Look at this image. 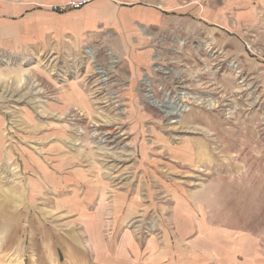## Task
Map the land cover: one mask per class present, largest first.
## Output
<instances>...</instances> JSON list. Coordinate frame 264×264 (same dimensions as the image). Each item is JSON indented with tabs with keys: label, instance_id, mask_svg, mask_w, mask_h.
Here are the masks:
<instances>
[{
	"label": "rangeland",
	"instance_id": "1",
	"mask_svg": "<svg viewBox=\"0 0 264 264\" xmlns=\"http://www.w3.org/2000/svg\"><path fill=\"white\" fill-rule=\"evenodd\" d=\"M74 1L1 0L0 260L49 261L48 232L65 264L77 245L95 264L98 236L102 264H264L255 1L182 0L164 33L128 31V11L84 35L54 12Z\"/></svg>",
	"mask_w": 264,
	"mask_h": 264
},
{
	"label": "crops",
	"instance_id": "2",
	"mask_svg": "<svg viewBox=\"0 0 264 264\" xmlns=\"http://www.w3.org/2000/svg\"><path fill=\"white\" fill-rule=\"evenodd\" d=\"M61 1L65 2L68 0H61ZM75 1H82V0H75ZM138 1L139 0H92L89 3H87L85 6L80 8L69 7V10L63 12H58L55 9L54 12L60 15L68 12L73 13L75 17L79 18L78 32L84 35L99 29L101 30L104 27L113 24V22L116 21L117 19L116 15L128 11L137 14V17H132L131 19H129L127 23V26H129L128 31L133 32L135 28V23H140L145 29H147L150 32L164 33L165 31H167L169 24L173 25L174 27L176 23H178L179 18L182 17L183 8L186 9V7H183L181 3L182 0H158V2L157 0H140L142 3V9H139L140 6L137 5ZM254 1L256 7L260 9L261 14H264V0H254ZM128 3H136V4H134L133 7L129 8L127 7ZM191 6L192 5H190V9L192 10ZM194 10L195 12H197V7ZM123 26H125V24ZM0 38H1V0H0ZM43 230L45 231V229ZM44 234L45 235L41 240L43 242L42 245L46 246V255L49 257V261L45 259V263L42 264H62V263L65 264L63 262L64 261L63 256L67 255L68 251L70 250V247L68 245L69 241H66L63 237L58 236L57 238L58 244L64 245V247L60 248V250H55L56 253L54 254L55 244L53 237L48 232H45ZM4 239L5 237H3V239L1 237L2 242H4ZM89 242L87 243V245L90 246V248L92 247L94 251V256L97 261V262L95 261V264H102L103 257L105 256L104 251L106 252V257L109 256L108 248L105 247L106 249H104V242L101 237L99 239V236L97 238H94L92 244ZM127 246L128 244L126 242V247ZM13 249L14 248H5V247L2 249L4 251V254L1 255L3 256V258H1L0 260L1 264H8L4 262L6 261L7 258L5 252L14 251ZM76 250H78L77 254L80 260L79 263L89 264L87 262V257L83 253L85 249H83L84 251H82L81 246L77 245ZM17 251L20 252L18 248ZM46 255L43 254L44 258ZM14 256L15 253L13 252H11L8 255V257H14ZM11 261L12 262L10 263L14 264L13 259Z\"/></svg>",
	"mask_w": 264,
	"mask_h": 264
},
{
	"label": "built area",
	"instance_id": "3",
	"mask_svg": "<svg viewBox=\"0 0 264 264\" xmlns=\"http://www.w3.org/2000/svg\"><path fill=\"white\" fill-rule=\"evenodd\" d=\"M92 0H82V1H74L70 3V8H80L85 6L87 3H89Z\"/></svg>",
	"mask_w": 264,
	"mask_h": 264
},
{
	"label": "bare ground",
	"instance_id": "4",
	"mask_svg": "<svg viewBox=\"0 0 264 264\" xmlns=\"http://www.w3.org/2000/svg\"><path fill=\"white\" fill-rule=\"evenodd\" d=\"M101 72V74H103V71H100ZM103 76H104V74H103ZM156 103V102H155ZM157 104V103H156ZM185 109V108H184ZM183 107L182 106H178V107H176L175 108V111L174 112H172L171 114L172 115H178L180 112H182L183 110Z\"/></svg>",
	"mask_w": 264,
	"mask_h": 264
}]
</instances>
